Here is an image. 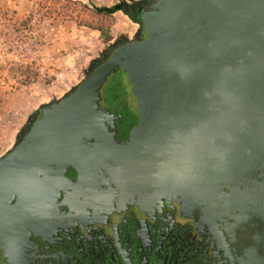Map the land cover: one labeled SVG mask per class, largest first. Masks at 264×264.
<instances>
[{
	"label": "flooded vegetation",
	"instance_id": "obj_1",
	"mask_svg": "<svg viewBox=\"0 0 264 264\" xmlns=\"http://www.w3.org/2000/svg\"><path fill=\"white\" fill-rule=\"evenodd\" d=\"M123 9L134 40L159 36L154 3ZM188 42L201 50L142 51L101 85L114 143L74 130L7 184L0 264H264L263 171L237 160L263 116L262 67L207 30Z\"/></svg>",
	"mask_w": 264,
	"mask_h": 264
},
{
	"label": "water",
	"instance_id": "obj_2",
	"mask_svg": "<svg viewBox=\"0 0 264 264\" xmlns=\"http://www.w3.org/2000/svg\"><path fill=\"white\" fill-rule=\"evenodd\" d=\"M155 6L159 36L134 40L115 50L65 98L42 108L23 140L0 161V193L12 179L33 167L41 155L58 150L74 130L90 131L114 143L101 117L99 91L120 65L142 51H200L188 38L194 30H207L216 40L242 47L261 65L264 77V0H163ZM262 113L258 124L243 139L237 160L247 168L260 167L263 171L256 195L258 215L264 219V110Z\"/></svg>",
	"mask_w": 264,
	"mask_h": 264
},
{
	"label": "rangeland",
	"instance_id": "obj_3",
	"mask_svg": "<svg viewBox=\"0 0 264 264\" xmlns=\"http://www.w3.org/2000/svg\"><path fill=\"white\" fill-rule=\"evenodd\" d=\"M71 1L66 9H61L64 3L54 8L71 16L70 20L56 17L39 22L40 0H0V161L18 145L42 108L65 98L113 49L139 36L141 24L126 13L123 1ZM129 1L132 12L149 2L163 3ZM32 13L35 20L30 32L22 23ZM105 32L108 39L102 38ZM24 33L40 36L38 50H23ZM33 61L40 76L35 83L24 85L20 66Z\"/></svg>",
	"mask_w": 264,
	"mask_h": 264
},
{
	"label": "trees",
	"instance_id": "obj_4",
	"mask_svg": "<svg viewBox=\"0 0 264 264\" xmlns=\"http://www.w3.org/2000/svg\"><path fill=\"white\" fill-rule=\"evenodd\" d=\"M61 5V9H66L68 7V4L72 3L71 0H40V7L41 10H37L41 14L38 17L39 22H44L47 19H55L56 17H61L63 21L70 20L72 17L69 15H65L61 13L60 11H57L55 8V5ZM70 6V5H69ZM2 16L7 15V13H1ZM35 14L32 13L30 14L25 21H23L22 25L25 30L27 31H32L33 27L31 26L32 21L35 19ZM0 24L2 22L0 21ZM110 36L107 32L102 33V38L103 39H108ZM22 44H23V50L28 52L32 50H38L42 44V41L40 39L39 35H32V34H23V39H22ZM23 70L20 71L21 74L25 75V79H23V84L24 85H30L36 82L38 77L40 76L39 68L36 67V62L33 61L32 63L29 64H22L20 66Z\"/></svg>",
	"mask_w": 264,
	"mask_h": 264
},
{
	"label": "crops",
	"instance_id": "obj_5",
	"mask_svg": "<svg viewBox=\"0 0 264 264\" xmlns=\"http://www.w3.org/2000/svg\"><path fill=\"white\" fill-rule=\"evenodd\" d=\"M122 1H123V2H122ZM117 2H118V3H121V2H122L121 4H123V5L126 4L129 8H131V5H132L131 2H130L129 0H117ZM105 9H108V7H105Z\"/></svg>",
	"mask_w": 264,
	"mask_h": 264
}]
</instances>
